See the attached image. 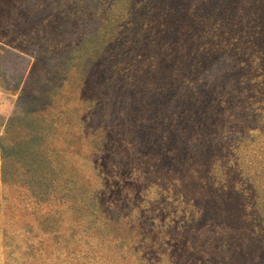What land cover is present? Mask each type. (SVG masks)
<instances>
[{
	"label": "rangeland",
	"instance_id": "rangeland-1",
	"mask_svg": "<svg viewBox=\"0 0 264 264\" xmlns=\"http://www.w3.org/2000/svg\"><path fill=\"white\" fill-rule=\"evenodd\" d=\"M3 140L0 264H264V0H0Z\"/></svg>",
	"mask_w": 264,
	"mask_h": 264
},
{
	"label": "trees",
	"instance_id": "trees-1",
	"mask_svg": "<svg viewBox=\"0 0 264 264\" xmlns=\"http://www.w3.org/2000/svg\"><path fill=\"white\" fill-rule=\"evenodd\" d=\"M36 133L39 135L36 136V138L38 139L44 136L42 130ZM27 150H28L27 146H25V149H23L22 147L19 146V144L15 142L7 143L4 142L3 140L0 142V159L5 160L6 158H9L11 155H18L20 158L24 160V165L29 167L30 170L29 171L30 175H28V177H30L29 183H32L33 185L35 184L34 186H37V181L43 178L47 180V185L50 184L51 181L48 180L47 175L44 173L45 170L52 168V162L54 161L51 156V153L48 151V148H46L45 146L43 147L41 143L35 141L34 144L30 146V153H28L26 156L23 153ZM71 174L72 172L70 171L69 173H67V176L69 177ZM64 180L67 181V178H64ZM71 183L73 182L71 181ZM56 185L58 186L57 182ZM61 188L62 190H67V191L72 190V186L67 184V182L61 185Z\"/></svg>",
	"mask_w": 264,
	"mask_h": 264
}]
</instances>
